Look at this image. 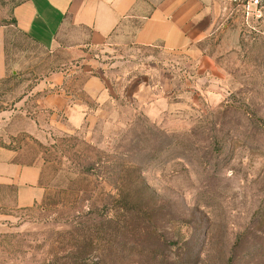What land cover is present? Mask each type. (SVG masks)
<instances>
[{
  "label": "rangeland",
  "instance_id": "rangeland-1",
  "mask_svg": "<svg viewBox=\"0 0 264 264\" xmlns=\"http://www.w3.org/2000/svg\"><path fill=\"white\" fill-rule=\"evenodd\" d=\"M21 1L0 0V149L45 195L0 206V264H264V5L196 0L184 47L130 29L76 59L13 26Z\"/></svg>",
  "mask_w": 264,
  "mask_h": 264
},
{
  "label": "crops",
  "instance_id": "crops-1",
  "mask_svg": "<svg viewBox=\"0 0 264 264\" xmlns=\"http://www.w3.org/2000/svg\"><path fill=\"white\" fill-rule=\"evenodd\" d=\"M150 8V11H149ZM196 0H22L13 9V26L49 50L64 49L80 58L131 32L133 43L178 49L197 37ZM7 27L0 26V79L8 74ZM45 195L42 169L0 149V206H34Z\"/></svg>",
  "mask_w": 264,
  "mask_h": 264
},
{
  "label": "built area",
  "instance_id": "built-area-1",
  "mask_svg": "<svg viewBox=\"0 0 264 264\" xmlns=\"http://www.w3.org/2000/svg\"><path fill=\"white\" fill-rule=\"evenodd\" d=\"M230 2L240 6L246 11L248 14H253L260 7L264 5V0H229Z\"/></svg>",
  "mask_w": 264,
  "mask_h": 264
},
{
  "label": "trees",
  "instance_id": "trees-1",
  "mask_svg": "<svg viewBox=\"0 0 264 264\" xmlns=\"http://www.w3.org/2000/svg\"><path fill=\"white\" fill-rule=\"evenodd\" d=\"M15 21V20H14Z\"/></svg>",
  "mask_w": 264,
  "mask_h": 264
}]
</instances>
